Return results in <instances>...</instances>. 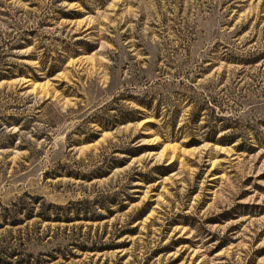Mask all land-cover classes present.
Returning <instances> with one entry per match:
<instances>
[{
	"label": "rangeland",
	"instance_id": "rangeland-1",
	"mask_svg": "<svg viewBox=\"0 0 264 264\" xmlns=\"http://www.w3.org/2000/svg\"><path fill=\"white\" fill-rule=\"evenodd\" d=\"M0 264H264V0H0Z\"/></svg>",
	"mask_w": 264,
	"mask_h": 264
}]
</instances>
